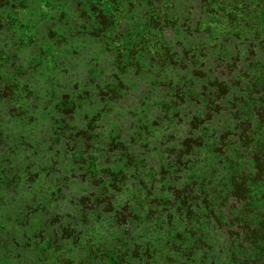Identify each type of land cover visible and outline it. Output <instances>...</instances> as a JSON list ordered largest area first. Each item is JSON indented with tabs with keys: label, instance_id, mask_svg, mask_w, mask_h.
<instances>
[{
	"label": "trees",
	"instance_id": "trees-1",
	"mask_svg": "<svg viewBox=\"0 0 264 264\" xmlns=\"http://www.w3.org/2000/svg\"><path fill=\"white\" fill-rule=\"evenodd\" d=\"M130 9L163 25V95L128 89ZM43 44L77 90L44 91ZM0 230L38 264H264V0H0Z\"/></svg>",
	"mask_w": 264,
	"mask_h": 264
},
{
	"label": "rangeland",
	"instance_id": "rangeland-1",
	"mask_svg": "<svg viewBox=\"0 0 264 264\" xmlns=\"http://www.w3.org/2000/svg\"><path fill=\"white\" fill-rule=\"evenodd\" d=\"M144 13L145 12H143L142 10L140 12H137L136 9H134L133 11L132 9H130L125 13L124 15V17H126L125 20L129 21L128 23H130L129 24L130 26L129 25L126 27L123 26L121 28L119 32L120 33L119 38H121V41H119L117 45L115 44L113 45L114 50H115L117 48H120L126 40H129L130 43H134L131 46L134 47L133 50H135L136 53L142 52L141 46L144 47L145 51L148 53V54L144 53L143 61L137 62L136 64V66L140 67V70L143 71L141 73V75L143 76L139 75V73L134 74V76H132L130 80H128L129 83L127 82V86L129 87L128 89H130V92L132 93V95L136 97H140L139 92L141 93V96H145L143 94L163 95V88H162L163 86V25L159 30H157L156 28L149 29L147 25H145L146 22L143 17ZM156 19H157L156 20L157 22L163 21L162 17L156 18ZM140 40L146 41V44L144 45L140 44ZM137 43L138 45H136ZM41 46L44 48V51L43 50L41 51H43L45 55L44 56L45 61H43V63L38 65L36 69L35 68L30 69V72L35 73L36 76H37V73L40 72L39 77L42 75V73H44V75L40 77V79L45 77L43 80L41 79L42 85L47 87L46 90L44 91L52 90L53 87H55V84H59L60 82L62 83L63 81L68 82L69 85L74 84L75 87H73V91L77 90L80 86V85H77V83L80 81L82 82V79L79 76V74H81L79 66L78 67L75 66L74 68L73 67L69 68L70 65H67V68L65 69L66 73L63 74V76L61 77V80L53 79L52 71H54V68H52L51 66L52 64H56V62L54 63V61L51 60V56L47 55L46 53L47 44H43ZM128 47H129V43H128ZM135 52L133 53L134 57L136 55ZM128 56H130V53L128 54ZM124 61H128V60H124ZM145 79H147L148 81L145 82L144 81ZM149 101L150 103H152V105H155V107L162 106L161 109L163 111V98L161 100L153 99V101L152 99H150ZM139 102H142L139 104L140 106H138L137 108V110L139 111V115L137 117H134V120L132 122H135L137 126H140L139 130L143 128L145 123L148 122L150 124V122H152L150 126L149 125L147 126L146 131H150L151 129L156 128L157 130L154 131L153 133L160 132L159 137H156V138H158L159 140H162L163 139V126H164L163 117H159L160 115L157 116L156 118L154 116H151V117L147 116L146 110L148 108L146 106V101L144 99H140L138 103ZM119 107H121V105H119ZM129 122L130 121H128V123ZM152 146L153 145L150 144L148 147L150 150L149 153H152L155 150V149L152 150ZM0 234L2 235L1 232ZM11 248H14V247H11L10 245L5 244L4 242H1V239H0V264H13V263L14 264H38V259L41 258V257H38L34 252H31L30 250H27L26 252H21L19 248H16V247L14 249H11ZM66 258L67 260L69 259L68 257ZM61 259H64V258L56 254L57 264L60 263Z\"/></svg>",
	"mask_w": 264,
	"mask_h": 264
}]
</instances>
